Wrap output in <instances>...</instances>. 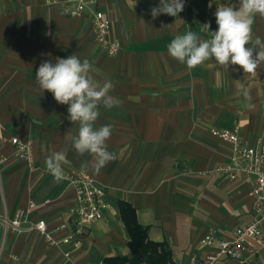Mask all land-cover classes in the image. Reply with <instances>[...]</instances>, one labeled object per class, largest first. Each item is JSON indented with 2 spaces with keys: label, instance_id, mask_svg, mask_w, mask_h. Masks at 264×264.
<instances>
[{
  "label": "crops",
  "instance_id": "0c3cea01",
  "mask_svg": "<svg viewBox=\"0 0 264 264\" xmlns=\"http://www.w3.org/2000/svg\"><path fill=\"white\" fill-rule=\"evenodd\" d=\"M184 1L177 17L153 19L150 10L160 0H99L96 9L110 22L109 38L120 44L109 57L94 42L89 17L69 16L63 0H0V158H7L0 162V220L22 213L30 222L44 220L49 230L65 224L54 232L57 239L74 230L73 190L45 171L46 158L62 151L63 171L86 169L105 188L103 218L82 229L78 264L130 255L120 203L134 210L146 243L165 245L172 264L192 258L202 263L205 234L227 237L250 222L249 178L228 182L196 174L229 162L230 146L211 130H237L246 145L264 138V62L255 74H245L238 65L221 66L214 59L190 69L170 57L167 46L175 36L191 30L210 38V31L218 29L216 9L240 3ZM256 37L264 41L259 14L253 17L248 45L258 51ZM72 54L91 63L90 75L98 84L110 80L109 95L120 102L99 107L94 127L113 126L107 144L115 159L98 172L91 166L93 155L80 156L73 147L79 126L66 119L68 106L57 103L51 92L42 93L35 80L42 62ZM14 137L31 142L34 169L12 155ZM260 261L264 248L245 262L220 259L216 264ZM0 264H63V257L36 231L7 228L0 229Z\"/></svg>",
  "mask_w": 264,
  "mask_h": 264
},
{
  "label": "clouds",
  "instance_id": "9594fccd",
  "mask_svg": "<svg viewBox=\"0 0 264 264\" xmlns=\"http://www.w3.org/2000/svg\"><path fill=\"white\" fill-rule=\"evenodd\" d=\"M184 0H160L158 7L151 8L153 19L161 14L177 17L184 10ZM264 16V0H240L239 7H218L215 12L218 29L210 31V38L204 39L189 30L184 35H177L168 44L167 53L188 68H195L209 59H214L219 65L229 67L238 65L245 74H255L258 66L264 62V41L256 37L252 41L253 17ZM209 30L210 23L203 24ZM50 55V54H48ZM91 63L83 61L75 54L67 58L57 57L44 61L35 72V80L42 93L47 90L53 94L55 101L68 106V119L72 124H78V134L73 137V147L78 155L85 153L93 155L92 167L98 172L115 155L108 151L107 141L111 138L112 125L94 127L100 113L99 107L112 108L120 102L109 95L114 87L106 81L101 86L90 75ZM245 97L248 91L243 83L238 85ZM66 162L65 153L57 151L45 160L47 170L56 182L63 180V167Z\"/></svg>",
  "mask_w": 264,
  "mask_h": 264
},
{
  "label": "built area",
  "instance_id": "2783aa9c",
  "mask_svg": "<svg viewBox=\"0 0 264 264\" xmlns=\"http://www.w3.org/2000/svg\"><path fill=\"white\" fill-rule=\"evenodd\" d=\"M45 1L50 4L54 0ZM63 1L67 5L66 13L69 16L87 15L89 17L94 42L107 56L114 57L120 50V44L116 39L109 38L110 22L101 11L96 9L99 0ZM186 3L184 1L185 6ZM210 133L217 140L230 146L229 162L198 172L196 175L202 177L216 175L228 182L240 177L249 178L248 196L252 201L251 220L243 226L234 228L227 237L217 236L212 232L205 234L200 240V244L206 249L204 261L200 263L192 258L182 264H216L220 259L245 262L256 257L260 249L264 248V138H258L252 145H246L240 140L237 130L213 129ZM11 145L14 158L25 162L30 169H34L31 142L14 137L11 138ZM6 159L1 157L0 162ZM45 171L50 173L47 168ZM63 176L67 185L73 190L74 202L69 211L70 220L75 225L73 231L57 239L54 237V232L64 229L65 224L49 230L44 220L30 222L22 213L16 214L12 219L2 217L0 229L10 228L16 233L36 231L49 246L61 252L63 264H78L76 256L82 249V229L103 218L106 208L105 188L83 168L69 172L63 171ZM32 208L34 204H30L29 210ZM259 264H264V261H260Z\"/></svg>",
  "mask_w": 264,
  "mask_h": 264
},
{
  "label": "trees",
  "instance_id": "16d2710c",
  "mask_svg": "<svg viewBox=\"0 0 264 264\" xmlns=\"http://www.w3.org/2000/svg\"><path fill=\"white\" fill-rule=\"evenodd\" d=\"M119 211L130 236V255L107 258L104 260V264H117L119 262H128L127 264H172L169 259L170 254L164 244L145 242V230L136 223L134 210L128 204L120 203Z\"/></svg>",
  "mask_w": 264,
  "mask_h": 264
},
{
  "label": "rangeland",
  "instance_id": "374dc122",
  "mask_svg": "<svg viewBox=\"0 0 264 264\" xmlns=\"http://www.w3.org/2000/svg\"><path fill=\"white\" fill-rule=\"evenodd\" d=\"M128 262H119L117 264H127ZM143 264V263H142Z\"/></svg>",
  "mask_w": 264,
  "mask_h": 264
}]
</instances>
